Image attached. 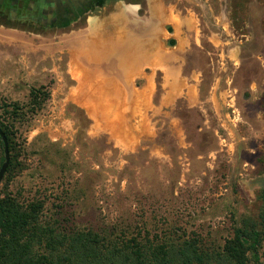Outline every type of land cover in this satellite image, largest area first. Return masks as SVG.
Returning a JSON list of instances; mask_svg holds the SVG:
<instances>
[{
    "label": "rangeland",
    "instance_id": "obj_1",
    "mask_svg": "<svg viewBox=\"0 0 264 264\" xmlns=\"http://www.w3.org/2000/svg\"><path fill=\"white\" fill-rule=\"evenodd\" d=\"M138 4L140 16L146 7L158 8L176 27L181 87L163 106V93L150 94L133 119L147 120L150 128L129 149L92 131L68 96L75 84L70 53L82 52L90 38L89 18L39 29L0 17V106L26 104L31 87L48 85L50 93L14 137L23 169L10 175L8 190L24 200L44 198L47 216L75 228L185 232L221 244L237 220L256 219L261 207L264 0Z\"/></svg>",
    "mask_w": 264,
    "mask_h": 264
},
{
    "label": "trees",
    "instance_id": "obj_2",
    "mask_svg": "<svg viewBox=\"0 0 264 264\" xmlns=\"http://www.w3.org/2000/svg\"><path fill=\"white\" fill-rule=\"evenodd\" d=\"M47 89L48 85L31 87L26 104L0 106V129L9 151L0 190V264H264V188L257 218L237 220L231 235L218 245L185 232L141 236L75 228L47 216L44 198L24 200L10 192V175L16 167L23 169L15 156L14 137L42 109L50 95ZM3 160L0 139V165Z\"/></svg>",
    "mask_w": 264,
    "mask_h": 264
},
{
    "label": "crops",
    "instance_id": "obj_3",
    "mask_svg": "<svg viewBox=\"0 0 264 264\" xmlns=\"http://www.w3.org/2000/svg\"><path fill=\"white\" fill-rule=\"evenodd\" d=\"M140 9L116 3L106 15L89 18L90 38L82 52L73 49L68 64L75 81L68 96L92 131L108 134L121 149L132 148L147 135V120L133 119L150 94L163 93V106L166 99L177 97L181 87L176 27L169 26L164 10L146 7L140 16Z\"/></svg>",
    "mask_w": 264,
    "mask_h": 264
},
{
    "label": "flooded vegetation",
    "instance_id": "obj_4",
    "mask_svg": "<svg viewBox=\"0 0 264 264\" xmlns=\"http://www.w3.org/2000/svg\"><path fill=\"white\" fill-rule=\"evenodd\" d=\"M118 2L139 5V0H0V17L39 29H64Z\"/></svg>",
    "mask_w": 264,
    "mask_h": 264
},
{
    "label": "water",
    "instance_id": "obj_5",
    "mask_svg": "<svg viewBox=\"0 0 264 264\" xmlns=\"http://www.w3.org/2000/svg\"><path fill=\"white\" fill-rule=\"evenodd\" d=\"M0 139L3 143V155H4V160L0 166V182L7 170V167L9 165V151H8V145H7V140L4 135V133L0 129Z\"/></svg>",
    "mask_w": 264,
    "mask_h": 264
}]
</instances>
